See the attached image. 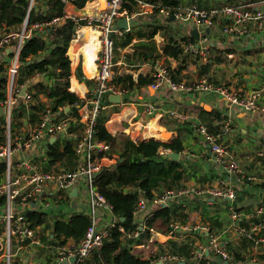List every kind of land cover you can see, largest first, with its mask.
<instances>
[{"label": "crops", "instance_id": "obj_1", "mask_svg": "<svg viewBox=\"0 0 264 264\" xmlns=\"http://www.w3.org/2000/svg\"><path fill=\"white\" fill-rule=\"evenodd\" d=\"M261 1L181 0L180 12L193 4L204 9L226 4H250L251 8L256 10L255 7L264 6ZM104 3V0H94L83 9L73 4L67 10L73 15H94L102 10ZM35 4L42 10H46L48 6L47 0H36ZM127 5H130L132 9H129ZM125 8L132 18L129 20L128 30L118 29L117 31L121 34L114 35L113 71L115 76L131 75L135 82H138L140 77L150 80L156 68L167 67L169 72L178 70L180 72L178 78L181 79L179 82L186 84L207 81L239 95H245L254 89H262L264 92V30H257L250 25L245 35L241 37L227 36L223 33V24L203 29L192 21L181 22L170 12L167 16V12L161 11L162 9L159 13L155 10L141 12L129 1ZM173 16L175 20L169 21ZM195 30L199 31V36L205 35L208 40L210 53L206 58L201 55H189L186 52L187 46L199 42V39L195 37ZM36 34L46 41L50 39L45 31ZM89 37L92 36L88 31L80 34L78 41L73 39L67 52L71 61L69 91L83 101H86L95 91L97 60L100 55L98 36L90 49L87 46L90 44ZM193 38L195 42H191ZM170 41H176L179 44L181 51L178 57L165 54V47L169 46ZM145 44L147 45L141 46ZM150 44L152 45L149 46ZM86 49L89 51L88 54L85 53ZM10 62V49L1 52L0 66L7 68ZM50 72V77L46 74L34 76L35 84L29 87V90L33 88L35 90L38 83L52 86L54 77L51 69ZM121 90L123 94L121 102L116 103L109 98L108 108L101 115L107 118L106 127L113 136L125 134L135 143L156 140L168 144L173 140H180L183 146V150L179 153L164 147L159 150L163 159L173 160L170 155L178 154L179 157L173 161L178 162L182 168L179 185L161 187L156 193L172 191L176 194L167 207L155 208V211L169 209L170 228L167 231H163L164 226H160V229L151 228L153 231L149 230L148 235L145 231L143 236L137 238L138 243L131 245L134 254L141 260L150 261L151 264H264V248L255 249L251 240L243 237L237 229L232 227L236 222L231 215V208L243 213V224L247 226L246 216L257 206L264 204L260 198V193L264 191L257 188L260 183L252 180V177L264 179V117L259 113L245 112L227 104L219 94L206 90L173 93L167 87L154 90L150 83L139 84L131 92ZM36 97L31 105H26L23 109L24 114L21 120H16L19 129H16L15 139L29 134L40 120L41 116L38 117L40 113L33 111V106L43 104L46 109L50 107L51 100L45 94H38ZM147 103L154 104L156 108L151 117L145 112L144 105ZM78 105L75 107L78 108ZM20 110L17 111L16 116ZM59 110L62 111V108L60 107ZM84 110L85 107L80 109V114ZM69 111L70 107H67L65 112ZM3 112V108H0V118L3 117ZM172 113L181 114L186 118H178ZM65 119L76 121L74 117ZM85 121L86 118L83 117L81 122ZM199 123L211 126L213 134L219 137L232 157L240 162L242 173L230 174L223 169L212 153L210 145L196 131ZM218 128L220 131L217 130ZM156 137L167 138L161 140ZM52 144L63 150L62 143L56 144L54 141ZM48 152L49 147L45 141H41L17 154L15 160L25 159L39 166L40 169L47 170L49 168ZM117 162L118 158L111 152H107L102 165L103 168L112 167ZM75 163L74 161L73 165ZM54 167L66 168L67 166L65 163L58 162ZM227 189L235 192L234 200L213 195L216 191ZM48 191L49 203L41 208L39 204L33 207L36 210L39 208L44 214L43 224L32 225L39 244H32L30 241L16 242L14 264H72L70 261H61L58 251L61 246L74 245V243L69 241L66 245H61L54 237L53 229L56 221L69 219L74 215H84L91 219L89 190L85 180L80 179L79 187L72 200L57 201L54 188H49ZM127 191L133 193L137 189L133 187ZM27 208L26 205H21L17 212L20 213ZM1 213L3 208L0 205ZM96 220L98 227L105 229L109 228L113 222L110 214L102 210L96 212ZM261 221L264 222V217ZM189 227L206 230L193 232L187 230ZM120 231L124 232V229L121 227ZM133 231L129 234V238L136 241ZM211 237L219 239L221 246L229 254L228 260H222V257L209 250L205 251L201 260L194 258L193 250L200 246L207 247ZM167 256L177 259L167 260ZM4 263V257L0 255V264Z\"/></svg>", "mask_w": 264, "mask_h": 264}, {"label": "built area", "instance_id": "obj_2", "mask_svg": "<svg viewBox=\"0 0 264 264\" xmlns=\"http://www.w3.org/2000/svg\"><path fill=\"white\" fill-rule=\"evenodd\" d=\"M106 9L100 10L94 15L79 16L68 12L67 8L73 5V0H60L65 6L62 16L54 15L51 19L36 22L28 25V18L25 20L20 30H13L0 33V53L10 49L11 62L7 66L8 70V99L5 102L0 101V108H3V118L6 125V142L0 143V162L6 165L5 181L0 184V198H5L3 214L0 216V224L3 226V234L0 238V255L4 257V264H14L15 243H25L30 241L32 244H39L36 239L35 229L28 218V212L35 211L33 209L36 204L40 208L44 204L49 203V188H54L57 201L72 200L74 190L79 187V180L84 179L89 190L88 202L91 206V225L88 227L84 238L77 245L61 246L58 256L61 261H70L72 257L76 258L78 264L88 260L94 251L102 247L109 238V230L116 227V216L113 213L112 205L98 191L95 184V174L103 169L102 160L105 153L111 152L109 144L105 142L94 141V127L102 115V112L108 108L107 104L102 101L111 95H123L122 90L112 84L115 77L114 68V50H115V34H121L114 31L117 21L126 18L128 21L132 18L125 5L131 0H104ZM136 1V6L141 12L154 10L155 6L145 3L141 0ZM264 4V0L261 1ZM35 5V0H30V9ZM259 5V4H257ZM250 4H234L214 6L208 9L200 8L193 4L183 12L175 16L181 22H193L198 27L210 29L217 24H223V33L227 36L241 37L247 32V27L253 25L257 30H264V13L251 8ZM161 11L167 12L168 9ZM69 19L76 24V33L74 40H79L80 34L89 30V34L98 35L100 43V55L97 62L96 88L91 99H87L80 109H84L81 114L86 118L84 123L81 122L83 134L79 137L78 132L70 131L71 121L63 119L58 121L56 115L47 108L40 120L34 125L29 134L15 139L11 131V124L14 110L20 108L21 105H31L35 99V93L29 90L34 82V77L28 80L26 85L17 87V78L19 76L21 62V52L28 39L34 34L45 31L47 28L62 25ZM114 34V35H113ZM186 52L189 55H201L207 57L210 53V46L206 36L200 34L199 42L187 46ZM153 83L151 87L154 90H160L167 87L173 93H187L195 90H206L219 94L227 104L238 107L245 112L259 113L264 117V92L262 89H254L245 95H239L227 88L217 87L202 81L199 84H186L184 82H175L169 75L167 67L156 68L152 74ZM26 87L27 91L24 96L21 95L22 89ZM77 105V104H76ZM75 105V106H76ZM145 106L146 115L151 117L155 113L154 104L147 103ZM79 109V105H78ZM178 118L184 117L181 114L172 113ZM81 119V120H82ZM196 131L210 145L212 153L215 155L218 163L223 169L230 174L242 173L240 162L233 158L227 147L215 136L204 123L196 126ZM56 138L55 143L63 144L72 142L76 160V168L67 170L62 167H55L50 170H42L39 166L31 164L25 159L15 160L17 154L22 153L26 149L32 148L34 145L45 141L48 146L52 143V139ZM63 151V150H62ZM102 154L103 157L99 158ZM166 155V154H161ZM80 164V165H79ZM253 182L257 181L264 184V179L252 177ZM216 197L234 200L235 192L231 189L224 191H216L213 193ZM176 194L172 191L157 194L153 200H149L144 196H140L137 206L133 212L135 229L133 236L135 239L144 235L148 229V221L152 218L156 206L159 204H169L173 201ZM21 205L28 208L18 213L17 209ZM38 211L41 210L38 208ZM99 210L107 211L113 222L109 228L98 227L96 220V212ZM232 218L236 223L232 225L245 238L253 243L255 249L264 248V206H257L253 212L246 216L247 226L243 224V213L231 208ZM202 229V230H201ZM188 231H203L204 228L194 227L187 228ZM212 251L215 255L222 257V260L229 259V254L221 246L218 238L211 237L207 247H198L193 250V256L196 260H201L205 251ZM167 260H176V257L167 256Z\"/></svg>", "mask_w": 264, "mask_h": 264}, {"label": "trees", "instance_id": "obj_3", "mask_svg": "<svg viewBox=\"0 0 264 264\" xmlns=\"http://www.w3.org/2000/svg\"><path fill=\"white\" fill-rule=\"evenodd\" d=\"M92 1L94 0H73V4L79 9H83ZM141 1L154 5L156 13H159L161 9H169L172 11L170 12L171 15H176L181 7V0ZM130 3L134 6L137 4L134 0H131ZM47 5L46 10H42L36 4L30 9V0H0V33L20 30L27 18L28 25H33L36 22L51 19L54 15L62 16L64 14L65 6L60 0H47ZM127 6L132 9L130 5ZM45 32L50 36L49 41L42 39L38 34H34L26 41L20 57L21 67L17 78V87L24 86L27 80L37 74H46L50 77L51 69L54 77L53 85L36 84L35 90L32 89L35 93L34 96L45 94L51 100V108H49L56 115L58 121L74 117L76 121H71L69 130L78 132L80 137L83 134L80 108L86 102L69 91L71 61L67 56L69 46L76 33V24L69 19L65 24L47 28ZM191 42H195L194 38ZM151 43L153 44V42ZM180 51L181 48L176 41H170L169 46L165 47L164 50L166 55L174 57H178ZM146 57L148 56L146 55ZM40 59L42 61H39ZM179 73L178 70H175L169 72V75L173 81L179 82L181 80L178 78ZM149 83L152 84L153 79L147 80L145 77H140L138 82H135L134 77L131 75H116L112 81V84L128 92H131L139 84L148 85ZM91 98L92 95L88 99ZM7 99L8 70L0 66V101L5 102ZM108 100L109 97L102 102L108 104ZM76 104H79V109L75 107ZM25 106L21 105L20 108L13 111L11 124L13 136H15L16 129H19L17 121L23 117ZM60 107L62 111L59 110ZM67 107H70L69 112H65ZM19 109H21L20 113L16 116L15 114ZM32 109L40 113L38 117H42L47 110L43 104L33 106ZM106 122L107 118L105 116H101L97 121L94 127V141L109 144L111 153L118 158V162L112 167L103 168L102 174L95 178V184L98 191L112 205L113 213L117 218V225L109 230L110 236L104 245L94 251L88 260L78 262V264H151L150 261L141 260L137 257L131 247L133 243H138L137 239L135 241L129 238V234L135 229L133 212L140 196L153 200L161 187L179 185L182 175L180 164L169 158H161L159 150L164 147L179 153L183 150V146L180 140H173L168 144L156 140L135 143L125 134L115 137L108 131ZM207 127L213 133L209 124ZM217 130L220 131L219 128ZM6 132L5 120L1 117L0 143L6 142ZM166 138L158 137L157 139L165 140ZM48 147L49 168H53L58 162L65 163L67 170L76 168V163L73 165V162H76L77 157L72 148V142H66L63 151L59 149V146L52 143ZM102 157L103 155L100 154L99 158ZM121 159H124V161H120ZM5 173L6 165L0 162V184L5 179ZM133 187L137 189L136 192L130 193L127 191ZM257 188L264 191V184L257 185ZM4 203L5 198L1 197L0 205H4ZM261 205L264 206V204ZM27 215L33 226L44 223V214L38 210L30 211ZM170 220L169 209L156 210L148 221L147 227L160 229V226H164L163 231H167L170 228ZM90 225L91 220L88 217L74 215L69 219L56 221L53 234L61 245H66L69 241L77 245L84 238ZM121 227L124 232L120 231ZM148 232L149 229L147 235ZM2 234L3 226L0 224V238Z\"/></svg>", "mask_w": 264, "mask_h": 264}, {"label": "water", "instance_id": "obj_4", "mask_svg": "<svg viewBox=\"0 0 264 264\" xmlns=\"http://www.w3.org/2000/svg\"><path fill=\"white\" fill-rule=\"evenodd\" d=\"M255 9L264 13V6H258V7H255ZM173 20H175V16H173L172 18H170L169 21H173ZM128 28H129V21L126 18H124V19H121V20H119L117 22V24L114 26V31H116L118 29L128 30ZM209 31L210 30H208V32ZM194 34L196 35L195 36L196 38H198V39L200 38L199 31L198 30H195L194 31ZM39 61H42V59H40ZM26 91H27V88L24 87L22 89V91H21V95L24 96L25 93H26ZM109 98L113 102H116V103H120L121 102V96L120 95H111V96H109ZM55 140H56V138H53L51 141L54 142ZM170 156H171V158L173 160H176L179 157V155L176 154V153L171 154ZM120 161H124V159H121ZM102 172H103V170H101L100 172L96 173L95 174V178L96 177H99L102 174ZM76 191L77 190L75 189L74 192H73V195L76 194ZM260 198H261V201L264 202V192H261L260 193ZM165 207H167V205L163 203V204H159L158 206H156V209L157 208H165ZM75 261H76V258L75 257H73V258L70 259V262H72V263H74ZM250 264H258V263H250Z\"/></svg>", "mask_w": 264, "mask_h": 264}, {"label": "bare ground", "instance_id": "obj_5", "mask_svg": "<svg viewBox=\"0 0 264 264\" xmlns=\"http://www.w3.org/2000/svg\"><path fill=\"white\" fill-rule=\"evenodd\" d=\"M88 33H89V30H88ZM89 35H90V34H89ZM91 36H92V37H89V43H90V44L87 45V46L89 47V49H90L91 44H92V43H95V39L97 38L98 35L92 34ZM88 52H89V51L86 49V52H85V53L88 54ZM87 61H88V60H87Z\"/></svg>", "mask_w": 264, "mask_h": 264}, {"label": "rangeland", "instance_id": "obj_6", "mask_svg": "<svg viewBox=\"0 0 264 264\" xmlns=\"http://www.w3.org/2000/svg\"><path fill=\"white\" fill-rule=\"evenodd\" d=\"M104 9H106V5H105V3L102 5V10H104ZM154 10H155V8H154ZM169 10V9H168ZM181 10V8L178 10V11H180ZM177 11V12H178ZM169 12H172L171 10H169ZM3 213H1L0 214V216L2 215Z\"/></svg>", "mask_w": 264, "mask_h": 264}]
</instances>
